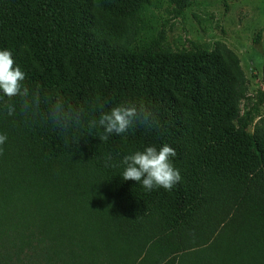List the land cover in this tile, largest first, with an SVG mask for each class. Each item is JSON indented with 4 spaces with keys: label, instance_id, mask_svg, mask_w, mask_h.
I'll return each mask as SVG.
<instances>
[{
    "label": "trees",
    "instance_id": "trees-1",
    "mask_svg": "<svg viewBox=\"0 0 264 264\" xmlns=\"http://www.w3.org/2000/svg\"><path fill=\"white\" fill-rule=\"evenodd\" d=\"M195 1L0 0V50L23 84L85 114L65 132L43 102L25 115L0 100V264H264V90L252 104L224 43L173 50L155 27L156 11L178 20ZM141 101L152 128L102 140L88 127ZM165 144L171 190L122 179L125 156Z\"/></svg>",
    "mask_w": 264,
    "mask_h": 264
},
{
    "label": "clouds",
    "instance_id": "clouds-1",
    "mask_svg": "<svg viewBox=\"0 0 264 264\" xmlns=\"http://www.w3.org/2000/svg\"><path fill=\"white\" fill-rule=\"evenodd\" d=\"M26 76L19 66H15L12 53L8 50H0V100L7 97L12 100L20 98V111L29 114L39 111L41 103L47 105L44 114L45 119L52 123L54 128L67 132L78 128L85 118L84 109L73 108L66 105L65 101L57 96L47 95L42 97L37 85L35 89H29L23 84ZM3 108L7 115L16 113L15 105L4 103ZM95 105H93V111ZM158 123L155 113L143 101L126 103L112 107L108 112H102L98 119L88 121L90 129L102 128L105 135L101 139H107L109 135H123L129 129L136 126L152 128ZM7 140L6 135L0 134V146ZM3 154L0 148V155ZM176 155L175 150L165 144L159 149L153 146L136 151L123 158L124 181H136L148 191L154 188L171 190L180 180L179 170L176 169L171 158ZM111 158L109 157L108 160ZM105 161V166L108 165Z\"/></svg>",
    "mask_w": 264,
    "mask_h": 264
},
{
    "label": "rangeland",
    "instance_id": "rangeland-1",
    "mask_svg": "<svg viewBox=\"0 0 264 264\" xmlns=\"http://www.w3.org/2000/svg\"><path fill=\"white\" fill-rule=\"evenodd\" d=\"M166 8L155 12V27L166 26L170 47L183 50L196 42L212 48L224 43L240 58L255 103L258 90H264V0H196L178 20ZM259 31L263 36L261 43H256ZM261 115L264 117V106Z\"/></svg>",
    "mask_w": 264,
    "mask_h": 264
}]
</instances>
